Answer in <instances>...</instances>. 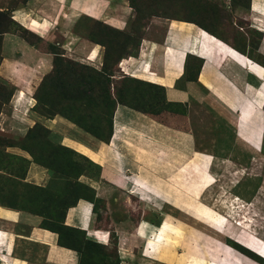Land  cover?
Listing matches in <instances>:
<instances>
[{"label":"rangeland","instance_id":"rangeland-1","mask_svg":"<svg viewBox=\"0 0 264 264\" xmlns=\"http://www.w3.org/2000/svg\"><path fill=\"white\" fill-rule=\"evenodd\" d=\"M26 1L0 0V208L38 219L39 227L61 228L64 241L82 250L84 264H117L118 254L115 233L111 235V247L104 248L81 232L64 228L71 209L68 207L81 201L94 202L97 226L102 228L108 227L110 216L118 223L128 217L146 216L152 224L151 231L158 230V234L148 236V241L154 244L151 240L157 236V244L147 247L141 240L137 248H144L151 264H220L231 255L237 256L240 264H264V141L259 156L242 154V165L236 160L241 154L234 135L238 132L244 139L254 134L245 127L254 112L255 129L264 131V103L259 98L262 94L258 91L255 96L251 91L252 95L248 86L242 108L246 111L241 115L244 122L237 127L236 114L241 111L232 113L234 98L228 103L233 108L221 103L215 96L223 98V94L214 86L216 76L217 85L226 83L235 98V94L242 98L238 80L230 69L244 75L248 61H252L254 69H264V32L253 21L255 5L261 11L264 0H124L130 15L121 26L123 30L88 21L78 31L81 37L105 47L102 67L66 57L60 46L48 44L16 24L13 11ZM119 1L112 0L110 4ZM170 21L202 26L238 54L234 65L225 62L220 69L212 50L208 60H188L187 76L177 87L186 89L187 82L197 81L201 73L211 90L202 91V99L192 100L191 107L171 103L162 85L137 74V70L129 72L123 65L124 73L118 68L121 61L136 58L144 45L162 43ZM8 40L13 44V53L7 47ZM24 42L55 55L52 70L38 74L34 83L30 81L27 107L17 103L16 88L5 76L3 64L6 52L19 54L20 43L24 47ZM183 57L182 65L186 56ZM172 58L169 57L168 70ZM13 59L18 62L20 58ZM107 81L110 85L104 84ZM123 104L167 127L192 131L197 151L192 156L179 155L177 162L170 153L161 152L158 160V156H148L142 174L155 183L152 186L157 190L150 194L136 188V198L129 194L133 191L131 171L117 163L115 173L127 179L126 187L123 191L109 188L106 202L97 193L94 195L93 183L105 182L107 174L77 149L84 145L90 150H105L108 158L114 155L115 145L109 148L111 141L102 140L113 130L114 109ZM139 196L147 203L141 202ZM242 223L247 231L239 226ZM0 229L15 228L0 220ZM133 242V236L125 238L127 252ZM139 258V264H150L142 255Z\"/></svg>","mask_w":264,"mask_h":264},{"label":"crops","instance_id":"crops-1","mask_svg":"<svg viewBox=\"0 0 264 264\" xmlns=\"http://www.w3.org/2000/svg\"><path fill=\"white\" fill-rule=\"evenodd\" d=\"M111 1L28 0L23 7L13 11V20L16 24L22 25L36 33L48 44L60 46L66 57L78 58L88 61L97 67H102L105 47L101 43L92 42L81 37L78 31H81L82 24L88 21L102 22L115 29L123 30L124 28H121V26L129 20L130 7L124 0H120L115 4H110ZM174 24L176 26H173ZM196 28L199 29V27L191 23L170 21L167 34L162 43L149 42V45H144L143 51L142 49L141 52L139 51L136 58L130 57L129 60L121 61L118 68L124 72L122 68L124 65L129 72L133 69V71L137 70V74L155 80V84L162 85L166 89L168 100L171 103L191 107L190 102L192 100L202 99V91L211 92L206 85L209 82L208 79L201 78V73L197 76V81L187 82L186 89L177 87L179 82L187 76L188 60L196 57L192 52L197 51L198 41L206 45L207 54L210 50L215 51V57L225 53L220 48L219 39L214 36L211 38H198L199 31ZM177 31H182V33ZM10 40H8L7 47L13 53L14 48ZM23 45L24 47L20 43L19 54L9 55L6 52L3 64L6 67L5 76L13 81L16 88L15 99L17 103H20L21 107H27V103L31 99L29 91L30 87L32 88V84H30V81L37 77L38 74H47L52 70L55 55L51 52L44 53L27 42H24ZM168 45L171 46L168 47ZM145 48L147 49L144 50ZM166 48H169L168 51ZM183 51H188L191 54H187L182 65ZM172 56H174L172 65L168 70L169 57ZM17 57L20 58L18 62L13 59ZM204 60H208V58ZM255 67L257 69H254L253 64H250L248 67V70H252L250 74L240 76L244 80V85L240 84L238 87L242 98H238V94H235V98L234 91L228 85L226 87L225 82V84L220 83L217 85V78L216 76L214 77V86L216 85L219 92L223 94V98H218L217 96L215 98L229 106L230 104L228 103L234 98L236 103L232 113H236V109L240 110L244 106L248 86H251L250 93L252 95L251 91L255 92V96L260 91L262 95L259 98L261 103H264V69L258 66ZM154 71L158 72V74ZM219 79H221V76ZM239 80L241 81V79ZM34 81L33 79L32 82L34 83ZM223 86L226 90L224 88L220 89ZM241 87H243L244 92L241 91ZM224 98L228 99L227 101L229 102L223 100ZM247 101L250 102L249 99ZM230 107L233 108V106ZM236 115V126L238 127V124L240 126V123H243L244 120L241 113ZM255 116L254 112L248 117L247 121L245 120L246 129L248 130L249 128V131L251 130L254 133L252 136L244 138L245 142L240 133L236 132L234 134L236 135L238 151L241 154L239 159L236 158V160H239L242 165L245 162L242 160V157L245 158L242 154L248 153V156L253 158L263 152L264 131L255 129ZM261 122L264 124V118ZM258 139H261V141L258 142ZM111 144L115 145L116 150L112 148ZM108 147L112 148L114 153L109 158L103 149L90 150L84 145H79L77 149L78 152L90 157L101 165L104 169V174H107V177L104 176L105 182L93 183V189L96 191L97 197L106 200V202L109 201V188L117 187L123 191V188L126 187L127 179L115 173L118 171L117 163H121L124 166L123 170L131 171L133 181L130 189L132 188L133 191H130L129 194L136 198L134 196L137 194L134 191L136 188L145 190L150 194L155 193L157 190L152 186L155 183H151L142 174L146 167L145 160L148 156L150 158L158 156V160L161 152L170 153L173 154L174 161L177 162L179 155L182 157V155L191 154L192 156L197 151L196 138L192 131L167 127L149 115L123 105L116 107L113 117V134ZM122 171L121 174L123 173ZM239 175L242 174L240 173ZM102 187L106 188V193H104ZM138 199L143 203H147L142 196H139ZM96 219L94 202L81 201L67 212L66 225L81 231L88 239L108 248L111 247V235L115 233L117 238V264H139L141 255L151 264L152 261L149 260V255H145L144 248L142 250L137 248L141 240L147 243V247L157 244V236L151 240L154 244L148 241L150 240L148 236L150 234H158V230L151 231L150 226L152 224L146 216L128 217L120 223L110 216L107 228L98 227ZM0 220L8 222L15 228L14 231L0 229V264H81V255L73 249L60 246L59 235L39 227L40 222L38 219H30L16 212L0 208ZM16 229H20L19 233L15 232ZM127 236L134 237V242L128 252L125 245ZM146 243H144L143 247L146 246Z\"/></svg>","mask_w":264,"mask_h":264},{"label":"bare ground","instance_id":"bare-ground-1","mask_svg":"<svg viewBox=\"0 0 264 264\" xmlns=\"http://www.w3.org/2000/svg\"><path fill=\"white\" fill-rule=\"evenodd\" d=\"M258 6V4H256L255 5V9H254V16H253V21L258 25V27H260V31L261 32H264V7H263V9L261 10V11H259V8L257 7ZM184 25V24H183ZM193 29V28H192ZM196 30H198L199 31V35H198V38H211L212 37V35H210L208 32H206L205 30H203L202 28H196ZM177 32H180V33H182V31H177ZM190 32V31H189ZM219 42V45H220V48H221V50H223L225 53L224 54H220L219 56L217 55L216 57H215V59H216V61H220V64L222 65V66H224V64H225V62H227V64L228 63H232L233 65H234V59L236 60L237 58H238V54L236 53V51L233 49V48H231V47H229L228 45H226L224 42H222L221 40L220 41H218ZM166 50H168V48H166ZM201 50V51H200ZM206 52H207V47H206V45L205 44H203V43H201L200 41H198V44H197V51H194V52H192V54H194V56H196V57H198V58H201V59H207V57H208V55L206 54ZM183 55L184 56H187V54H191V53H189L188 51H183ZM192 57V56H191ZM252 62V61H251ZM250 61H248V63L246 64V74H250V72L252 71H250V70H248V67H249V65L250 64H252ZM249 64V65H248ZM222 66H219V69H220V67H222ZM218 69V70H219ZM224 69V68H223ZM262 69V68H261ZM230 71L234 74V76L236 77V79L238 80V81H236V83L238 84V86H240V84L242 85L243 83H244V80L240 77L241 76V74H240V70H235V69H230ZM220 72H222L221 70H220ZM239 76H238V75ZM239 79H241V81L239 80ZM240 82H242V83H240ZM244 85V84H243ZM233 86V85H232ZM237 86V87H238ZM232 88H235V86H233ZM238 89V88H237ZM234 90H236V88L234 89ZM237 93V92H236ZM236 96V95H235ZM245 102V101H244ZM243 107H241L240 109L241 110H239V111H241L240 113H241V115L246 111V110H243L242 109ZM236 114V113H235ZM238 114H239V112H238ZM235 209L234 208H232V210L231 211H234ZM240 227H241V229L243 230V231H247L248 229H247V227L245 228V224H240L239 225ZM246 234H248L249 236H251V237H254L255 239H257L256 238V236L255 235H253V234H251V233H247L246 232ZM258 240V239H257ZM220 264H240L239 263V259H238V257L237 256H235V257H232V255H231V258H228V260H226V259H222L221 261H220ZM243 264V263H242Z\"/></svg>","mask_w":264,"mask_h":264},{"label":"trees","instance_id":"trees-1","mask_svg":"<svg viewBox=\"0 0 264 264\" xmlns=\"http://www.w3.org/2000/svg\"><path fill=\"white\" fill-rule=\"evenodd\" d=\"M26 2H28V0L26 1ZM200 28H202V29H204V30H206L204 27H202V26H200ZM208 33H210V34H212L213 36H216V35H214L213 33H211V32H209L208 30H206ZM217 37V36H216ZM218 38V37H217ZM202 60V59H201ZM98 75H101V74H99V72L97 73ZM109 83V81H107L106 83H104V84H108ZM109 85H110V83H109ZM44 86V81H43V84H42V86H41V88ZM124 106H127V105H125V104H123ZM115 110H116V108L114 109V112H113V117H114V113H115ZM138 111V110H137ZM112 124H113V118H112ZM112 128H113V126H112ZM112 134H113V130H112V132H111V134L110 135H108V136H106V138H105V140H102L103 142H106V143H109L110 141H111V138H112ZM95 191V190H94ZM96 192H94V195H96L95 194ZM76 205H73V206H70V207H68L69 209L70 208H73V207H75ZM41 228H43V229H46V230H49V231H51V232H53V233H56V234H58L59 235V245L60 246H62V247H65V248H69V249H73V250H75V251H77L80 255H81V257H82V261H81V264H84V258H83V252H82V250L80 249V248H75L74 246H72V245H70L69 243H67L66 241H64V238H63V236H62V231H61V228L59 229H57V228H54V227H41ZM64 228H66V229H73V230H76V231H78L77 229H74V228H71V227H68V226H64ZM79 232H81V231H79ZM82 233V232H81ZM84 236H85V234L84 233H82ZM86 237V236H85ZM86 239L87 240H89L87 237H86ZM95 244L96 245H99V244H97L96 242H95ZM99 246H101V245H99ZM101 247H104V246H101ZM104 248H106V247H104Z\"/></svg>","mask_w":264,"mask_h":264}]
</instances>
